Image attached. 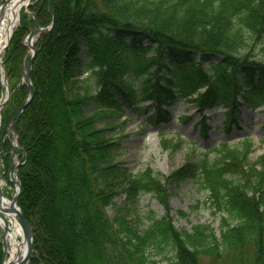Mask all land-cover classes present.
Returning <instances> with one entry per match:
<instances>
[{
    "label": "trees",
    "instance_id": "trees-1",
    "mask_svg": "<svg viewBox=\"0 0 264 264\" xmlns=\"http://www.w3.org/2000/svg\"><path fill=\"white\" fill-rule=\"evenodd\" d=\"M51 1L54 26L39 37L30 72L35 94L14 125L25 153L17 204L34 230L28 264H264V150L250 160L253 142L244 138L219 144L213 160L210 151L188 158L168 176L131 174L106 135L126 108L145 113L144 101L154 106L153 122L169 120L162 107L187 101L201 112L225 108V130L240 128V107L264 106V0ZM28 10L49 23L47 0ZM31 23L21 11L4 55L11 95L1 137L27 95L21 41ZM84 72L85 84L71 92ZM181 142L160 134L163 149ZM184 181L208 192L218 234L210 224H173L171 185ZM121 190L128 214L149 194L163 215L148 211L142 228L140 216L110 219L106 208Z\"/></svg>",
    "mask_w": 264,
    "mask_h": 264
},
{
    "label": "rangeland",
    "instance_id": "rangeland-1",
    "mask_svg": "<svg viewBox=\"0 0 264 264\" xmlns=\"http://www.w3.org/2000/svg\"><path fill=\"white\" fill-rule=\"evenodd\" d=\"M38 1L30 0L28 4L34 5ZM26 11H28V16L30 17L31 11L28 8ZM17 26L14 28L15 30ZM4 54L3 52L0 58L1 62H3ZM1 73L3 75V71ZM86 77L88 76L84 74L75 78L74 81L76 83L71 86V92H75L79 86L84 85L83 81ZM3 82L1 76V100L6 97ZM141 105H149V103L145 102ZM92 107L93 105L86 109L91 111ZM262 109L264 107L255 109L240 107L237 112L240 128H236L232 124L230 129L226 131L224 126L226 112L222 107H213L201 112L192 103L178 101L167 108L169 113L166 117H169V120L158 122H153L149 119L154 112L153 107L149 106L147 112L143 115H140L134 108L130 107L126 108L121 118H114L113 128L109 129L106 135L112 137L119 144L117 162L123 168H126L129 173L136 174L145 168H150L155 174L168 176L172 171L182 166L188 158L197 160L204 152L212 151L221 143L225 142L236 146L244 138H249L253 142L249 158L252 161L255 160L264 150V117L261 112ZM1 111L3 112V110ZM204 123L209 125L206 137L202 135ZM98 125L102 127L104 124L99 123ZM161 133L168 140H181L180 146L172 150L163 149L160 145ZM209 158L213 160L215 152L211 153ZM171 187L169 207L175 227L177 229L190 228L196 223H204L210 224L218 234L219 219L213 217L209 206L205 204L208 192L199 191L198 186L193 181H184L178 185H171ZM4 194L11 198L13 187H7ZM134 206L135 211L132 212L133 214L130 215L125 211L127 208L131 209V207L126 199V193L121 190L114 196L113 205H109L106 208V212L110 219L116 217L119 212L126 219H132L135 215L140 216L142 218L140 228H142V224H146L144 216L148 211H152L157 217L164 213L158 201L149 194L139 196ZM179 213L184 215L181 216ZM205 263L204 259L201 264ZM218 264L231 263L226 258V260Z\"/></svg>",
    "mask_w": 264,
    "mask_h": 264
},
{
    "label": "water",
    "instance_id": "water-1",
    "mask_svg": "<svg viewBox=\"0 0 264 264\" xmlns=\"http://www.w3.org/2000/svg\"><path fill=\"white\" fill-rule=\"evenodd\" d=\"M3 0H0L2 2ZM48 13L50 16V24L47 26H41L38 22L36 15H33V24L31 28L28 30V33L25 35V37L22 40V44L27 47L26 55L29 54V58L27 61L26 66H22V77H23V83L28 88V94L25 100L22 102L18 110L15 112L14 116L10 118V125L8 126V131H11L12 134L10 135V145H11V151H10V163L7 168V181L11 182L12 184L16 185V191L14 195L9 199V204L6 207V210L13 215V218L18 225L20 231H21V240L26 243L25 245V251L24 253H17L14 258L11 260H8L5 264H27L29 261V258L33 252V239H34V232L32 223L28 221L22 214L21 210L19 209L17 205L18 198L21 193V185L17 178V170L20 166V162L15 161L16 155H15V148L20 149L17 138H16V131L14 130V122L18 118V116L21 114V112L24 110V108L30 103L32 100L35 89L31 83L30 80V71L32 68V62L33 58L36 54V48L35 44L36 41L41 33L48 32L53 27L54 24V14L51 8V0H48ZM10 38L8 39L7 44H9ZM25 61V58H24ZM0 65L2 69L4 70L3 63L0 62ZM4 81L6 84V90H7V96L4 101H0V111L5 104L6 100L9 98V87L7 85V79L6 74H4ZM2 119L0 118V129H1ZM15 141V144H14ZM22 155L24 156V152L22 151ZM25 157V156H24ZM0 163H2V160L0 158ZM2 235H3V255L5 256L6 250H7V244H6V234L8 231L7 224L4 220V226L1 228ZM4 264V263H3Z\"/></svg>",
    "mask_w": 264,
    "mask_h": 264
},
{
    "label": "bare ground",
    "instance_id": "bare-ground-1",
    "mask_svg": "<svg viewBox=\"0 0 264 264\" xmlns=\"http://www.w3.org/2000/svg\"><path fill=\"white\" fill-rule=\"evenodd\" d=\"M30 0H3L0 2V58L4 52V47L14 28L18 23L20 10L25 7ZM4 184L0 181V227L3 228L4 220L8 231L6 242L8 245L7 254L9 260L17 253H24L26 243L21 240V231L16 224L13 215L6 210L9 199L2 194ZM7 262V261H5Z\"/></svg>",
    "mask_w": 264,
    "mask_h": 264
}]
</instances>
